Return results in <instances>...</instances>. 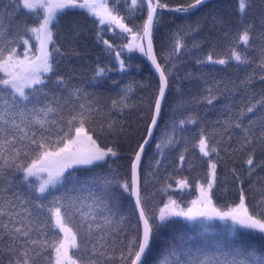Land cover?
I'll use <instances>...</instances> for the list:
<instances>
[{"label": "snow or ice", "instance_id": "obj_1", "mask_svg": "<svg viewBox=\"0 0 264 264\" xmlns=\"http://www.w3.org/2000/svg\"><path fill=\"white\" fill-rule=\"evenodd\" d=\"M203 6L205 0L175 9L163 0H0V264H150L157 233L181 223L175 218L188 222L194 236L187 248L177 251L173 246L163 253V264H264V252L233 247L225 239L226 233L240 230L264 236V0H222L210 10L216 39L228 42L229 56L214 59L209 53L196 64L214 67L235 61L246 74L237 83L209 80L202 73L203 92L193 99L218 108L219 115L208 120L195 113L174 125V131L200 125L195 147L206 172L203 182L195 181L197 195L181 206L172 197L154 203L146 191L149 176L163 163L162 143L156 144L161 159L155 169L150 163L145 168L144 157L162 119L176 67L169 60L186 47L174 36L172 53L162 54L161 63L154 50L155 34L164 10L189 13ZM75 10L94 18L97 39L109 54L115 51L121 71L126 67L122 52L127 50L146 57L158 74L134 146V130L125 126L127 103L119 105V118L110 112L97 126L98 98L70 88L57 71L56 58L63 55L58 38L66 29L71 34L80 28L61 20ZM233 17L238 18L235 26ZM105 29H118L127 41L120 50L102 38ZM104 74V68L97 69V77ZM257 78L262 86L258 93ZM117 107L113 101L112 111ZM186 152L173 161L181 170ZM122 157L123 175L114 170L119 195L109 190L112 180L74 175L78 166L111 169ZM228 159L240 162L239 168L234 164L228 170L237 193L231 204L214 191L222 183L220 165ZM175 184L190 187L186 177ZM210 232L215 235L210 237Z\"/></svg>", "mask_w": 264, "mask_h": 264}, {"label": "trees", "instance_id": "obj_2", "mask_svg": "<svg viewBox=\"0 0 264 264\" xmlns=\"http://www.w3.org/2000/svg\"><path fill=\"white\" fill-rule=\"evenodd\" d=\"M169 4L170 9H175L177 5H187L192 0H163ZM222 0H205V6L192 9L189 13H180L164 10L159 22V31L155 34L154 50L158 59L161 55L167 56L172 53L173 37L179 36L182 43L186 45L180 52L171 55L169 62H175L170 88L167 90V99L163 103L162 119L159 120V127L155 130V136L151 140L147 155L144 157L145 168L149 163L152 168H156V161L161 159V153L157 151L156 144L163 145V163L159 165V170L155 175L149 176L146 191L152 197L154 203L167 201L169 197L176 199L181 206L186 205L197 195L195 181L203 177L206 168L203 166L201 154L196 145L200 125H187L183 131L178 127L174 131V125H179L181 119H186L189 115L198 113L201 119L207 116L208 120H215L219 115V109H209L204 105L197 104L195 98H199L203 92V79L201 74H205L209 80L212 78L239 80L244 78L245 70L237 68L235 61L230 65H197L196 59L201 60L209 54H213L214 59L229 56V44L222 37L216 39L217 33L213 28V21L210 10L219 5ZM259 3V0H256ZM94 18L88 17L83 10L69 11L62 17L61 23L64 25H79L80 28L69 34L67 29L58 38L57 46L61 48L63 55L58 56L57 71L65 78L68 86L79 87L87 92L90 97H97L100 114L95 116L98 126L111 112L113 118H119V105L127 103L128 108L124 109V119L128 122L126 127L133 129L131 143L134 146L136 141L141 138V132L136 129L143 128L142 117L148 112V104L151 102L153 90L158 83L157 78L152 72L151 63L147 61L139 52H122L121 58L125 60V70L121 71L115 59V51L111 54L106 50L102 40L96 36L97 26L93 25ZM237 17L231 18V23L235 26ZM137 23H140L138 20ZM102 38L109 40L115 50H120L119 46L127 41L119 34L118 29L102 32ZM32 43H35L33 40ZM199 45V47H194ZM21 52L23 49H19ZM132 59L129 60L128 57ZM164 61L161 59V63ZM131 64V67L128 65ZM98 68H104L103 77H97ZM249 72L252 69L248 70ZM258 72L259 70L256 69ZM191 73V75H189ZM55 79V77H53ZM258 93L262 87L259 79L255 80ZM129 89H131L129 91ZM126 96V100L122 97ZM259 97L257 96V99ZM245 99H248L246 96ZM117 102V110L112 111V102ZM255 101H253L254 103ZM238 103H241L238 101ZM173 137L175 138L173 140ZM173 140L171 144L168 141ZM187 148L186 162L181 170L178 164L173 161L178 160L181 152ZM126 164V158L122 157L119 161L112 164L111 169L108 165L102 168H92L90 166H78L74 173L81 180H91L97 178L101 181L112 180L109 190L119 195L120 189L115 184L118 178L114 170L119 169L122 176ZM240 167L239 160L228 159L222 162L219 174L222 183L214 189L216 197L223 202L231 204L236 200V188H233L231 177L228 170L233 167ZM188 178L190 187L179 189L175 181L181 178ZM225 177H227L225 179ZM143 180V176H142ZM171 185V187H168ZM181 223L173 227L165 228L157 233L153 245L154 251L149 255L150 264H163L164 255L173 246L177 251L188 247L189 241L193 238L194 232L191 225L183 218H175ZM134 222V220H133ZM215 232H210L209 236H214ZM175 237V239H173ZM183 237V240H181ZM225 239L231 241L233 247L244 248L249 251L255 248L259 254L264 252V236L254 230H240L237 233H226ZM172 260L176 256L169 257ZM183 259V255L180 257Z\"/></svg>", "mask_w": 264, "mask_h": 264}, {"label": "water", "instance_id": "obj_3", "mask_svg": "<svg viewBox=\"0 0 264 264\" xmlns=\"http://www.w3.org/2000/svg\"><path fill=\"white\" fill-rule=\"evenodd\" d=\"M151 69H152L153 74L155 75V77H156L157 80H158V79H159L158 74L155 73V69L152 67V65H151ZM166 94H167V91H166ZM163 103H164V102H163Z\"/></svg>", "mask_w": 264, "mask_h": 264}]
</instances>
